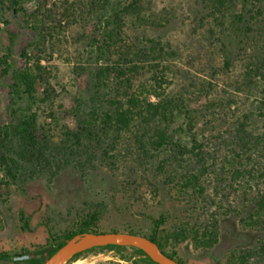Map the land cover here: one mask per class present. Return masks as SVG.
Returning a JSON list of instances; mask_svg holds the SVG:
<instances>
[{
  "label": "rangeland",
  "instance_id": "rangeland-1",
  "mask_svg": "<svg viewBox=\"0 0 264 264\" xmlns=\"http://www.w3.org/2000/svg\"><path fill=\"white\" fill-rule=\"evenodd\" d=\"M40 1L23 0L17 11L11 0L0 4V123L28 115L37 124L36 143L23 156L16 145L15 161L0 157V253L35 251L94 213L92 224L101 232L150 234L163 217L158 240L186 263L233 264L229 255L240 250L250 253L245 264H264V222H255L264 212L257 200L264 193V10L256 14L264 0H227L221 13L212 0H142L128 11L126 0H109L124 17L111 59L133 48L147 52L150 39L174 51L134 58L141 66L170 65L167 91L185 108L171 128L187 150H151V156L136 140L139 120L129 131L108 135L96 117L107 92L96 93L94 71L107 56H99L96 45L107 35L101 21L109 6L104 0H47L55 18L36 29L32 14ZM238 13L250 27L246 35L243 26L242 32L233 26ZM236 27L244 38L227 66ZM28 66L43 74L33 97L12 86L13 70ZM230 224L235 243L204 259L211 246L194 243V232L222 239V227ZM142 257L130 247L96 248L74 260L150 264Z\"/></svg>",
  "mask_w": 264,
  "mask_h": 264
},
{
  "label": "trees",
  "instance_id": "trees-1",
  "mask_svg": "<svg viewBox=\"0 0 264 264\" xmlns=\"http://www.w3.org/2000/svg\"><path fill=\"white\" fill-rule=\"evenodd\" d=\"M7 0H0L1 5H5ZM15 7V10H19L18 7L23 3V0H11ZM44 2L40 1L38 8L33 12L32 18H34L37 29L39 25L43 28H47V23L49 19L55 18L53 14L55 13V8H47ZM111 1V0H110ZM109 0H104V4L109 6L110 14L105 15L104 19L101 21V28L105 30L107 34L102 41L98 42L96 45V51L101 57H105L106 63L99 65L94 71L95 78V88L96 93H101L102 87L107 90L105 93V103L102 106L101 113L96 114L99 117V124L103 127L106 134H120L124 130H131L132 125L139 120L140 125L138 128V133L136 135V140L139 143V147L143 149L144 154L151 156V150H174L175 154H183L187 150V145H182L181 139L176 135L177 130L171 128L178 117L185 110L183 105H178L170 98V91H167L172 84V79L169 76L170 65H165L161 62L147 63L145 66L139 65L134 58H143L148 53H153L151 58L158 59L164 55L172 56L174 51H165L162 45H159L158 40L150 39L151 47L146 52L143 48L142 50L133 48V51H126V53L120 51L117 53V57L111 59L109 57V52L114 48L122 35V23L124 22L121 10L116 9ZM142 0H126L124 10L138 8ZM215 4L214 9L216 12H223V8H227L225 3L227 0H212ZM122 3V2H121ZM118 2V4H121ZM120 6V5H119ZM140 9V8H139ZM138 9V10H139ZM264 9L259 8L258 15L263 12ZM256 14L254 16L256 17ZM63 15L66 16L64 12ZM53 16V17H52ZM245 16L241 13L236 14V17L231 18L233 26H240L242 32V27L245 29L244 33L249 32L248 26L245 24ZM51 26V25H50ZM239 27L234 30V35L231 37L229 43V51L225 57L226 65H230V51L235 50L236 45L241 43L244 35L239 32ZM44 29V30H45ZM246 35V34H245ZM130 55V56H129ZM51 55L48 56L50 58ZM11 65L4 68V72L8 73ZM40 69V66H38ZM79 69V68H78ZM80 69H84L80 67ZM253 70V68H251ZM257 69L261 72V68L257 66ZM256 69V70H257ZM43 74L41 72L34 71L32 67L15 68L12 73V86L17 94H24L28 96H34L36 92V85L40 79H42ZM155 94L156 99H150L151 94ZM188 113V112H187ZM37 124L35 116L25 115L24 117L18 116L13 117L9 122L0 123V157L6 159L10 156L13 161H15L11 153V148L17 146L21 147L20 155L23 156L24 148L32 147L36 143L35 130ZM2 150V153H1ZM19 152V151H18ZM250 171V170H249ZM189 182H193L195 179V174L188 176ZM156 184V181L153 182ZM157 189V187L155 186ZM158 190V189H157ZM261 200L259 205L262 209L264 207V193L260 195ZM90 218L83 220L81 227L77 230L67 231L65 234L53 237L49 236L48 242L41 245L38 249L32 252H27L26 254H31L30 258L22 259L19 253H9L1 252L0 260H11V261H24L26 264H43L45 260L61 245H63L66 239L71 238L74 234L82 232H101L98 230L96 225H93L91 218L94 220L98 219L96 214H91ZM255 222H264V212L261 213L259 219ZM164 223L163 217H158L154 226L152 227V232L150 234L138 231V230H124L131 233L142 234L150 238L151 240L158 243L157 230L160 225ZM234 227L232 224L222 227V231L219 235H214V233L209 234V232H200L196 230L194 243L202 246L204 243L210 245L211 247L217 246L225 238L233 239ZM113 231H119L114 229ZM235 243V241H234ZM160 245V244H159ZM133 248L134 252L138 255H142V259L150 264H158L153 261L146 253L140 248L133 246H118V245H108V246H96L80 250L76 252L70 259L74 260L76 257L80 256L82 253L96 248ZM161 247V245H160ZM264 248V245H263ZM162 249V248H161ZM163 250V249H162ZM164 251V250H163ZM165 252V251H164ZM168 254L167 252H165ZM250 253L246 251H232L229 255V262L233 264H245L246 258ZM25 255V254H24ZM169 255V254H168ZM171 256V255H170ZM173 257V256H172ZM179 261V260H178ZM138 263V261H136ZM70 262H68L69 264ZM183 263V262H182ZM104 264V263H98Z\"/></svg>",
  "mask_w": 264,
  "mask_h": 264
},
{
  "label": "water",
  "instance_id": "water-1",
  "mask_svg": "<svg viewBox=\"0 0 264 264\" xmlns=\"http://www.w3.org/2000/svg\"><path fill=\"white\" fill-rule=\"evenodd\" d=\"M133 246L140 248L158 264H184L166 254L159 244L145 235L127 231L82 232L66 239L65 243L56 249L43 264H68L71 257L78 251L96 246ZM31 254L21 256L30 258Z\"/></svg>",
  "mask_w": 264,
  "mask_h": 264
},
{
  "label": "flooded vegetation",
  "instance_id": "flooded-vegetation-1",
  "mask_svg": "<svg viewBox=\"0 0 264 264\" xmlns=\"http://www.w3.org/2000/svg\"><path fill=\"white\" fill-rule=\"evenodd\" d=\"M158 244L161 245L159 240H158ZM233 244H234L233 239H229V238L223 239L219 245L211 247V250L205 252L206 254H205V258L204 259H208L206 257H210L213 254L212 251H214V250H215L216 255H222L228 248L232 247ZM160 248H162L165 252H167L169 255L173 256L174 258H176L180 262H183L184 264H190V263H186L183 260H181L180 258H178L177 254H174L172 252L166 251L162 246ZM216 259L214 261H216Z\"/></svg>",
  "mask_w": 264,
  "mask_h": 264
},
{
  "label": "bare ground",
  "instance_id": "bare-ground-1",
  "mask_svg": "<svg viewBox=\"0 0 264 264\" xmlns=\"http://www.w3.org/2000/svg\"><path fill=\"white\" fill-rule=\"evenodd\" d=\"M69 264H91L86 258L73 260Z\"/></svg>",
  "mask_w": 264,
  "mask_h": 264
}]
</instances>
